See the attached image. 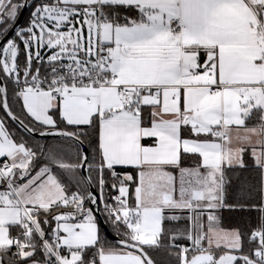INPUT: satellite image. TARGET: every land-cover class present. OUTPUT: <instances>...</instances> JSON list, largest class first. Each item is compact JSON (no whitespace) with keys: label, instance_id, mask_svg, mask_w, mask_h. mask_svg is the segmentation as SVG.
Listing matches in <instances>:
<instances>
[{"label":"snow or ice","instance_id":"snow-or-ice-1","mask_svg":"<svg viewBox=\"0 0 264 264\" xmlns=\"http://www.w3.org/2000/svg\"><path fill=\"white\" fill-rule=\"evenodd\" d=\"M25 6L0 0V108L29 133L89 142L92 159H49L98 175L119 240L101 236L86 206L97 197L37 170V151L0 118V264H159L161 249L175 264H264V215L246 236L216 214L245 207L224 193L246 152L264 170V0H44L15 30ZM182 217L184 230L166 229Z\"/></svg>","mask_w":264,"mask_h":264},{"label":"trees","instance_id":"trees-1","mask_svg":"<svg viewBox=\"0 0 264 264\" xmlns=\"http://www.w3.org/2000/svg\"><path fill=\"white\" fill-rule=\"evenodd\" d=\"M15 1V0H14ZM39 0H35L30 10L28 11L25 20L22 24V28L28 26L31 22V13ZM24 0H19V3L23 4ZM21 10V9H20ZM20 13V11H19ZM19 17V14H18ZM17 17V18H18ZM17 20V19H16ZM15 37V36H14ZM21 47H23V42H19ZM23 69L24 57L20 56L18 58ZM35 67V64H34ZM23 79V77H21ZM8 87V102L12 111L24 120L26 124L30 125V118H26V114L22 109V101H20L14 94L13 89L15 87L14 83H9L5 81ZM0 116L5 119L6 125L9 130L16 135V137L23 138L27 143L32 146L37 151L36 156V168L48 165L52 167L55 173L62 179L70 192H86L89 193V187L85 179L82 177L80 169L77 170L76 174L65 172L62 169L56 168V166L49 159L50 155L54 154L58 159L65 161L66 163L76 162L77 152H82L81 147L78 148L77 145L65 138H50V139H38L31 137L24 132H22L17 125H15L10 118L6 117V114L2 108H0ZM86 146L89 151V159L94 157L93 148L89 145L88 141H85ZM245 167H237L235 170L228 173L229 183L226 186L224 193L226 205H236L238 201L244 203L245 207L241 209L240 207H228L225 206L217 210L216 214L220 219L221 226L225 229H239L241 232L245 233L247 236L250 232L261 223L262 214L259 211V207L264 203V170L258 168L254 163L250 151L245 153ZM89 176L94 183L97 190H99V177L95 172H89ZM82 178V182L78 185L77 180ZM106 185L103 189V196L109 203H112V197L116 193L113 191L111 184L114 182L110 176L105 174ZM90 207V204H86ZM103 217L105 218L110 230L114 235H118L116 229L113 227L110 220L106 219V213L103 211ZM51 226L55 227V221L51 222ZM188 226V221L182 217L179 221H166L165 227L169 232H176L178 230H184ZM48 228V225H44ZM100 234L109 243L116 244L107 237H105L103 229L100 224ZM177 243L181 245H186L188 241L178 240ZM155 259L159 264H175V258L170 256L169 253L161 249L155 254Z\"/></svg>","mask_w":264,"mask_h":264},{"label":"water","instance_id":"water-1","mask_svg":"<svg viewBox=\"0 0 264 264\" xmlns=\"http://www.w3.org/2000/svg\"><path fill=\"white\" fill-rule=\"evenodd\" d=\"M34 2H35V0H24L23 4H26V6L21 8L20 13H19V17L14 22V29L15 30L21 29L22 24H23V22L25 20V17H26L28 11L30 10V8H31V6L33 5ZM14 36H15V31H12L10 33V35H9V38H13ZM3 43H4L3 39L0 38V45H2ZM3 83L6 84L5 81H3ZM11 121L15 125H17L22 132H24L25 134H27V135H29L31 137L38 138V139L62 138V137H59V136H56V135L41 136L38 133H29V132L25 131V129L20 125L19 121H13V120H11ZM84 150H87V154H88V156H90L89 155V151H88V147L86 146L85 143L81 147V151L83 152ZM80 171H81L82 176L85 178V180L89 184V188H90V192L89 193H91L93 196L97 197V201H98L97 205L90 204V207L94 209L95 215L97 216V218L99 220V224H100L101 228L103 229L105 237H107L111 241L117 243V241L119 240V236L114 235L112 233V231L110 230V227L108 226L105 218L103 217L102 203L99 202L100 193L98 192V190L96 189V187L92 183V180H91V178L89 176V171H86L84 169H80Z\"/></svg>","mask_w":264,"mask_h":264},{"label":"built area","instance_id":"built-area-1","mask_svg":"<svg viewBox=\"0 0 264 264\" xmlns=\"http://www.w3.org/2000/svg\"><path fill=\"white\" fill-rule=\"evenodd\" d=\"M43 2H44V0H39V2L34 6V8H33L34 10H33V11H35V7L39 6V5H40L41 3H43ZM33 11H32V12H33ZM30 19L32 20L33 17L31 16ZM21 82H23V79H21ZM99 193H100V195H101V188H99ZM116 195H118L117 192L115 193L114 196H116ZM114 196H113V197H114ZM113 202H114V201H113ZM113 202H112V203H113Z\"/></svg>","mask_w":264,"mask_h":264},{"label":"rangeland","instance_id":"rangeland-1","mask_svg":"<svg viewBox=\"0 0 264 264\" xmlns=\"http://www.w3.org/2000/svg\"><path fill=\"white\" fill-rule=\"evenodd\" d=\"M14 2H15V1H14ZM38 2H39V1H38ZM38 2H37V3H38ZM37 3H36V4H37ZM33 10H34V9H33ZM33 10H32V11H33ZM29 25H30V24H29ZM29 25H28V26H29ZM28 26H26V27H28ZM26 27H24V28H26ZM22 29H23V28H22ZM13 38H15V37H13ZM48 54H49V53H47L46 51L42 50V55L45 56V60H46V56H47ZM80 172H81V171H80ZM81 175H82V174H81ZM82 177H83V176H82ZM83 178H84V177H83ZM84 179H85V178H84ZM85 181H86V180H85ZM86 182H87V181H86ZM92 183H93V182H92ZM87 184H88V182H87ZM93 184H94V183H93ZM94 186H95V185H94ZM88 187H89V184H88ZM99 188H100V186H99ZM89 191H90V188H89ZM98 192H99V190H98ZM114 195H115V194H114ZM114 195H113V196H114ZM100 196H101V195H100ZM102 207H104L103 204H102Z\"/></svg>","mask_w":264,"mask_h":264},{"label":"crops","instance_id":"crops-1","mask_svg":"<svg viewBox=\"0 0 264 264\" xmlns=\"http://www.w3.org/2000/svg\"><path fill=\"white\" fill-rule=\"evenodd\" d=\"M0 118H1V116H0ZM250 155H251V152H250ZM252 156V155H251ZM244 157H245V154H244ZM253 158V157H252ZM253 160H254V158H253ZM254 163H255V161H254ZM256 164V163H255ZM113 191L114 192H116V190L115 189H113Z\"/></svg>","mask_w":264,"mask_h":264}]
</instances>
